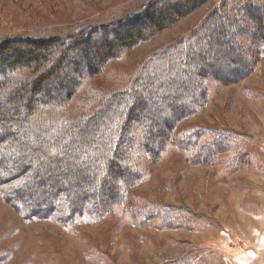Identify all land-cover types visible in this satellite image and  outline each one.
Here are the masks:
<instances>
[{"label": "rangeland", "instance_id": "374dc122", "mask_svg": "<svg viewBox=\"0 0 264 264\" xmlns=\"http://www.w3.org/2000/svg\"><path fill=\"white\" fill-rule=\"evenodd\" d=\"M151 1L0 0V43L22 38L50 44L60 39L40 67H24L6 79L2 78L4 69L0 72L4 82L0 103L8 97L14 103L11 98L20 83L51 70L65 53L63 77L50 81L47 90L60 83L74 90L69 101L58 99L57 103L53 95L49 105L30 110L29 116L24 115L29 123L24 122L18 131L36 140L42 137L43 144L54 137L67 141L74 127L78 128V120L82 123L93 117L95 121L96 111L112 103L128 108L134 99H143L142 93L147 95L158 81L176 76H163L162 71L186 54L197 34H202L204 23L224 3L208 0L165 30L146 31L149 36L135 47L108 59L93 75H79L72 81L77 46L71 44L80 40L79 46L88 48L95 62L96 51L102 48L91 44L99 39L95 30L140 16ZM175 1L161 0L156 7L172 11L184 6L183 0ZM226 2L241 4V0ZM256 5L263 8L264 0ZM242 21L240 26L251 24ZM146 25L145 21L141 27ZM224 33L234 35L236 28L228 27ZM221 37L207 42L215 43ZM243 43L246 48L260 49L253 71L231 84L201 80L199 105L176 124L159 158L151 159L141 145L152 121L159 117L157 112L176 113L161 99L172 98L174 91H161L156 101L143 102L134 112V121L107 110L109 115L98 117L102 124L97 133L77 134L78 144L93 156L89 170L96 195L78 198L76 185L71 188L74 208L83 205L82 211H72L61 197L50 217H29L31 212L23 214L13 205L9 197L13 185L0 183V264H264V47L252 40ZM33 44L16 42L15 46L26 50ZM68 44L70 50L64 52ZM177 44V51L163 59ZM219 63L231 65L227 59ZM189 90L180 93L176 106L196 98ZM127 119L132 123L125 125ZM108 143L115 152L120 143L125 144L128 158L121 165L128 175L108 165L116 158H107L104 148ZM50 147L54 150L55 146ZM13 149L12 144L8 155ZM106 189L112 195L97 200ZM27 208L37 207L29 204Z\"/></svg>", "mask_w": 264, "mask_h": 264}, {"label": "trees", "instance_id": "16d2710c", "mask_svg": "<svg viewBox=\"0 0 264 264\" xmlns=\"http://www.w3.org/2000/svg\"><path fill=\"white\" fill-rule=\"evenodd\" d=\"M160 1H151L140 12L141 15L138 17L130 16L123 19V21H117L115 25L110 27L97 28L95 33L99 39L97 41L93 40L91 44L95 45V48L100 44L103 49L99 48L100 50L96 51L98 55L95 62H92L91 52L88 48L79 46L80 40L71 44L77 46L76 54L73 57L75 59L73 66L75 67L72 71V81L77 80L79 75L80 77H84V74L87 73L93 75L97 70H100L108 59L117 56L124 49L135 47L148 37L149 35H145L146 31H151L150 34L161 32L204 5L208 0H183L184 6L181 8L177 7L172 11H161L160 8H157L156 6ZM178 1L180 0L175 2ZM258 1L260 0H241L240 5L229 6L224 0L221 7H217V11L213 12L208 18V20H211L213 17L212 22L207 20L204 23L201 28L202 34H197L199 36L198 39L193 42L186 54L180 60L175 59L174 64L168 65L162 71L163 76L175 74L174 78H166L165 82H159L158 79L154 89L147 90V95L142 93L143 99L145 98L146 100L141 97L134 99V104L132 102L128 108L112 103L109 107H105L99 112L96 111L95 121L93 117L82 123H80L81 120H78V128L74 127L70 140H62L60 142L59 137H54L43 144L42 137L36 140V138H32V135L29 138L27 134L19 132L21 131L20 125H23L24 122L29 123L30 120L29 117L24 115L29 116L30 110L38 111L41 107L49 105L55 99L53 95H56L55 101L57 103H60L58 99H62L65 102L72 98L74 90H72L71 85L68 86L69 90H67V85L64 83L47 90V84L50 81H57L58 76L63 77L61 72L68 59L66 53L63 58L57 59L52 64L51 70L48 68L39 76L37 75V78L33 80L34 82L20 83L14 94L15 96L13 95L11 98L15 99L14 103L16 104L9 103L10 97L5 102L0 103V183H11L13 185L9 196L13 205L21 210L23 214L25 211L31 212L29 217L43 216L48 218L54 213V210L58 207L59 199L62 197L66 199L68 207L72 211L73 209L74 211H79V209L82 211L83 205H80L79 208H74V200L70 196V191L76 185L78 191L75 196L78 198H87L94 191L92 190L93 183L91 182L89 170L91 167L89 166L91 163L90 159L93 156L86 152V147L78 144V135L84 131L97 133L98 129H101L100 126L102 124L98 117L107 116L112 114L113 111L134 121V112L143 102L156 101V97H159V92L161 91H174L172 98L166 95L161 97V99L166 103L169 111H176V113L173 112L170 115L168 112L165 113L158 110V114H155L159 115V117H155L152 121L147 138H144L145 141L141 145L151 159L159 158L162 154L163 146L170 138L176 124L195 111L194 107H196L195 105L200 99V94L198 93L201 92V80L213 78L224 84H231L242 80L253 71L258 61L260 49L246 48L243 42L244 40H252L254 44L258 45L261 43L264 47V6L263 8L257 6L256 3ZM243 19L251 21V24L244 23L240 26V22H243ZM145 21L148 26L146 25V28L144 26L141 27ZM228 27L236 28V34L226 37L224 32ZM109 30H111L110 34ZM219 35H222V37L217 39V41L215 40V43L207 42L210 39L217 38ZM59 41V38L53 39L55 43L52 42L50 44H46V42H29V39L22 38L2 41L0 43V72L4 69L2 78L6 79L10 73L19 71L27 66L40 67L53 55L54 48ZM16 42H25L28 45H32L34 42L35 44H33L32 48L24 50L16 47ZM178 45L171 46L162 55V58L166 60L170 53L177 51ZM69 46L68 44L64 52L70 50ZM206 53L209 54V57L205 56ZM255 53L257 56H254ZM223 59L230 61L231 65L229 63H219ZM1 83L3 84L4 82L0 80V87L2 86ZM188 89L195 93L196 98L187 104L188 107L186 103L183 106H176V101L180 99V93L182 94L183 90ZM168 99H171V103L166 102ZM191 104L193 107L189 108ZM181 107L183 108L179 109ZM107 110L112 112L107 114ZM104 111H107V113ZM114 115L116 114L114 113ZM129 119H127L125 125L128 122L132 123ZM159 126L161 128L157 129ZM12 144L14 149L8 155L9 147ZM51 145L55 147L57 145V147L51 150ZM124 147L125 144L123 143L122 145L120 143L115 152L112 151L111 145L108 143L105 144L104 150L107 158L110 155H116L115 161L113 157L108 162V165L119 169L120 172L123 170V173L128 175L127 168L121 165L122 162H125L122 160L128 153L125 152ZM133 149L134 151L136 150L134 146ZM106 156H103V159ZM110 193V189H106L104 194L100 193V197L97 196V200H105L106 197L112 195ZM92 197L96 198V195L92 193ZM29 204L37 208L28 209Z\"/></svg>", "mask_w": 264, "mask_h": 264}]
</instances>
